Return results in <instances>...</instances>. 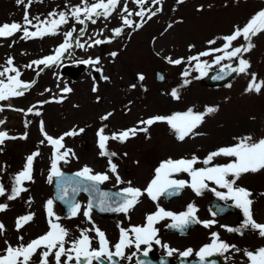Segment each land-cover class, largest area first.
<instances>
[{"label": "rangeland", "instance_id": "obj_1", "mask_svg": "<svg viewBox=\"0 0 264 264\" xmlns=\"http://www.w3.org/2000/svg\"><path fill=\"white\" fill-rule=\"evenodd\" d=\"M27 2L28 0H25V3ZM93 2L95 0H88L89 4ZM125 2L133 12L129 18L135 23L141 22L140 17L134 15L140 9L133 0H121V7L118 6L111 16L110 38H113V29L123 26L120 13ZM81 4L82 0H32L28 8L29 18L39 17L42 21L48 19L49 13L53 11L68 13L70 8ZM173 5L169 3L165 12L150 21L145 17L147 22L138 30L135 27H125L120 37L113 38L112 43L106 48L103 46L104 50L100 53L101 63L98 67L102 69V75L109 78L107 81L102 77L94 81L88 75L84 76L82 70L73 68L74 72L65 83L72 91L66 94L62 92L57 98L53 93L59 62L49 67L32 65L29 68L27 65L34 60L54 55L55 49L64 42V33L72 28L78 31L83 25L78 24L74 19H69L67 24L58 29L59 34L54 36L19 41L22 32H18L10 38H0L2 42L0 71L4 67H9L6 61L12 58L13 66L21 72V81L32 85L29 89H22L24 95L14 97L19 105L18 108L23 110L20 111V116L8 112L4 115V120L9 119L6 120L7 127L12 130L9 136L21 137L27 134L26 139L17 138L5 143L4 148L0 147V180L4 182L7 194L11 193L14 177L24 168L26 158L34 152H39L33 162L32 181H26L23 185L28 190L16 199L9 200V210L2 216L7 225L6 241L15 234H24L28 240L44 234V213L47 212V201L53 198L52 182H48V177L51 173L54 149L40 131L41 121L44 130L53 138H59L73 129L77 131L84 129L79 135L65 137L64 149L61 151L71 149L74 155H69L67 163L60 161L59 169L81 171L87 166L93 170V174L103 173L109 176L106 171L111 159L112 163L121 166L126 178L124 181L120 177L121 183L127 185L131 180L133 181L131 184L135 185L134 188L141 190L145 187L140 184L147 182L152 174V167L161 158L180 159L181 156L191 158L195 155L203 161L209 153L236 144V138L248 135L254 140L264 138V88L259 94L246 91L252 73L256 74L257 82L264 81V33L253 37L252 43L255 47L242 55V58L251 64L248 74H239L229 83L231 87L227 86L229 84L210 87L195 70L197 62H188L191 56L200 52L222 47L223 41L217 38L232 34L236 27H243L253 15L264 9V1L195 0L189 4L179 5L178 8ZM198 9L202 10L198 11ZM24 12V5L18 4L17 0H0V25L12 22L23 23ZM124 15L126 16L127 13ZM117 20L121 21L118 23ZM33 23L36 21L33 20ZM29 30L35 31L34 28ZM213 39H216V44L209 45L208 41ZM243 43L245 42L241 38L234 42V46ZM189 46L194 47L190 49ZM113 52L117 53L115 57L111 56ZM67 53L61 61L68 59ZM216 55L222 53L203 56L201 62L207 61L212 64L209 69L211 70L233 61L224 60L220 65H216L214 63ZM169 57L172 60L182 59L183 62L179 65L169 63L167 59ZM157 71L163 72L168 77V81L158 82L155 77ZM185 71L189 73L188 76L184 75ZM140 75L144 76L142 81L139 79ZM2 78L5 77H0ZM186 80L190 83L185 84ZM94 86L97 89L95 92H93ZM173 90H178L179 99L172 97ZM45 101L50 102L45 103ZM57 101L61 102L57 104ZM206 107H217L218 111L205 116L204 122L195 129V134L186 137L183 141L176 138V133L167 123L158 122L151 126L147 133L139 134L126 142L109 140L107 150L109 153H116L115 156L100 154L97 132L102 127L104 134L111 136L123 128L139 126L140 121L145 118L171 116L174 113L185 112L189 108L194 112L202 113ZM29 109L32 111L29 112ZM36 112L41 114L35 115ZM108 113L112 115L107 120H102L101 117ZM231 159L216 157L208 166L229 163ZM195 167L201 168L205 165L198 163ZM108 180L109 185L117 184L115 178ZM211 184L213 188L215 184ZM237 186L253 193L254 217L256 221L264 223V195H262L264 169L242 175L237 181ZM208 194L202 198L194 197L189 189L182 199L166 204L161 196L153 201L145 193L139 198L138 206L128 214L113 217L90 214V220L85 219L81 211L75 219L67 220L62 217L60 207H57L52 211L51 220L68 230L69 241L80 238L81 229L88 230L87 235L94 239L92 234L95 231L91 226L97 228L99 224L102 226L99 228H105L111 236L116 237V229L129 230L143 224L145 226V214L155 213L158 207L176 214L179 210L186 209L188 203H195L201 208V212H207L211 201V196ZM84 208H87L86 205ZM27 214H33V220L19 231L14 229L13 225H16L14 217ZM230 218L235 220L233 216ZM170 219L165 218L155 224L161 239L179 249L195 244L193 232L189 237H177L167 232L165 226ZM260 240L264 243V238H261L256 231L247 230L240 239L234 241L235 249L242 251L241 257H230L227 263H250L244 251L254 250L260 246ZM233 252L237 253L236 250Z\"/></svg>", "mask_w": 264, "mask_h": 264}, {"label": "snow or ice", "instance_id": "obj_2", "mask_svg": "<svg viewBox=\"0 0 264 264\" xmlns=\"http://www.w3.org/2000/svg\"><path fill=\"white\" fill-rule=\"evenodd\" d=\"M162 2L163 0H152V4L154 6L162 5ZM184 2L185 0H177V3L180 4ZM17 3L23 4L25 7L23 23L12 22L10 24L4 23L0 25V38H10L18 32H22L21 39L25 40L37 38L42 39L45 36H54L59 34L58 29L67 24L69 19H74L78 24L85 25V27L80 29V32L83 33L86 31V21H90L94 24L96 23V19H94V17H103L104 19H108V17L116 11L118 6H120L121 0H95V2L91 4L88 3V0H82V4L80 6L70 8L68 13L63 11L56 13L53 11L49 13V18L43 21H41L39 17H34L32 19L29 18L28 8L31 6L32 0H28L27 3H25V0H17ZM133 3H135L140 9L139 11H136L134 15L140 17L141 22L135 23L129 18L133 15V12L129 10L127 2H125L120 13L123 26L112 30L113 38L120 37L123 34L125 27H135L138 30L143 27V24L146 23L147 20H151L162 10L161 7H156L155 10H152V8L145 9L144 5L148 3V0H133ZM199 10L202 9H198V11ZM124 13H127V15L125 16ZM145 17H147V20ZM33 20H35L36 23H33ZM169 27H171V25H169ZM30 28H34L35 31H30ZM74 32H76V29L72 28L64 33V42L55 49L54 55L34 60L31 64L27 65V67L31 68L32 65H43L44 67H49L57 64L62 60L64 54L73 46V43L77 47L85 48V44L80 43V41L74 37ZM260 33H264V9H261L253 15L243 27H236L232 34L218 37L217 39H221L223 41L222 47L200 52L197 55L191 56L188 62L191 63L192 61H196L195 70L200 73V77L207 76L212 64L207 61L201 62V57L210 56L214 53H222V55L215 56L214 63L216 65H220L224 60H238V67H232L231 64H227L219 69L220 73L230 75L235 72L237 74L247 75L251 64L248 60L243 59L242 55L251 51L252 48L255 47L252 43V38ZM100 35H102V33H100ZM241 38L245 43L239 46H234V42L240 40ZM110 42L111 39H94L91 43L87 44V47H93ZM208 43L209 45L216 44V39L210 40ZM189 47L191 49L194 46ZM116 55L117 53L115 52L111 53L112 57H115ZM167 59L169 63L175 65H179L183 62L182 59L172 60L171 57ZM77 63L92 65L95 71L101 73L102 79L105 81L109 79L107 76L102 75L101 68L95 67L101 63L99 57L95 59L88 58L78 61ZM6 64L9 65V67H4L3 70L0 71V77H6L7 81L5 82V79H0V101H4L12 97L22 96L24 95L22 89L26 90L32 86L21 81V72L16 67L12 66V58H9L6 61ZM225 69H228V71L225 72ZM8 73H15V75H7ZM184 75L188 76L189 73L185 71ZM223 78L224 76L222 75L213 77V79ZM139 79L142 81L144 76L140 75ZM187 83H190V81L186 80L185 84ZM227 86L231 87L230 84ZM262 88H264V81L257 82L256 74L252 73L251 80L246 88V91L256 92L259 94ZM96 90L97 89L94 86L93 92ZM71 91L72 89L67 86H65L62 90L65 94L70 93ZM171 95L174 99H179V95L176 90H173ZM48 102L50 101H45V103ZM2 110L3 109H0V111ZM28 111L31 112L32 110L29 109ZM217 111V107H206L204 112L198 113L189 108L185 112L174 113L171 116H154L140 121V124L145 125V127H132L119 133H113L111 136L105 135L104 128L102 127L97 132L100 154L102 156L109 157L115 156L116 153H109L107 150V143L109 140H118L121 143L126 142L128 139L135 137L138 132L147 133L148 128L158 122L167 123L176 133V138L183 141L186 137L195 134V129L204 122L205 116L213 114ZM40 114L41 113L39 112L35 113V115ZM111 115L112 113H108L101 117V119L107 120ZM3 123H5V121H0V125ZM40 131L44 136V139L54 149L51 163V173L48 177V182L51 183L53 177H57L62 181V183L58 184L59 194L57 198L69 205L70 214L73 217L78 215L81 210V205L74 200L75 195L80 191L97 194V206L101 211H119L127 214L137 203H139V198L145 193L150 199L156 201L161 195H177L183 188L190 187L192 191L199 196L202 194L203 190L208 188L207 182H211L217 185L218 188L227 190L226 192H220L216 189H211L219 199L234 201L235 207L241 209L243 212V224L236 228L227 227V231L240 232L242 234V229H251L256 231L261 238H264V223H258L253 216L252 206L254 204V200L251 198L253 193L246 188L237 186V181L242 175L246 173H256L264 169V138L254 140L251 135L236 138V144L229 147H221L218 150L209 153L203 161H200L195 155L191 158H181L177 160L169 158L162 161L159 167L155 169L154 178L144 190L129 186L125 188L122 193L109 194L106 192L101 193L97 187L98 184H101L109 179L107 174H93V170L85 166L81 171L76 172L74 177L82 178V181L87 183H73L74 178H65L64 173H62L58 168V163L60 161L67 163L69 155L72 154L71 149L61 151V149H64L63 141L65 137L79 135L84 131L83 128L78 131L73 129L59 138H53L44 130V124L43 121H41ZM17 138L26 139L27 134L25 133V135L21 137H13L9 136L6 131H0V145H3L8 139ZM41 143H43V141H41ZM38 155L39 152L37 151L26 158L24 168L14 177V184L11 188L10 194H7L4 185L0 184V196L7 195L8 200H14L19 197L21 193L28 190L23 185L26 181H32L33 162ZM221 156L232 158L231 162L222 165H213L211 167L208 166L216 157ZM198 163H202L205 167H195ZM109 164L110 171L115 175L117 172V165L112 163L111 159H109ZM181 172L187 173L188 176L191 177L190 183L182 179L177 180L172 178L174 174H179ZM116 180L118 183L121 182L119 175H116ZM69 187L71 188L72 197H69L68 195ZM262 195H264V193H262ZM52 205L53 201L48 200L47 213L49 217L53 216ZM93 206L94 205L90 202L83 212V215L89 220L90 211ZM7 208V204H0V212L6 211ZM196 212L197 208L192 204L188 205L187 211L180 214H175L170 211H166L164 208L158 207V210L155 213L146 216L145 226H136L129 230L121 228L119 242L114 245L115 251L110 249L109 241L107 240L105 233L95 226H93V229L96 236L99 238L98 248H92V240L87 235L88 230L81 231L80 238L69 241L68 230L61 224L53 222L50 219L49 230L45 234L31 240L27 244L20 243L17 246H12L8 243V241H5L6 247L3 250V254L0 255V264H36L33 258L37 256V253H39L38 264H51L49 259L50 257L54 259L55 264H73V262H75V264H82V262L83 264H94V262L95 264H102L104 258L112 264L114 257L131 259V257H125V249L134 245L135 248L139 250L141 245H147L149 246L148 250H150V246L153 242L156 244L161 243V241L157 238L158 230L154 227V225L160 220L171 218L173 221L171 227L179 228L181 230L187 228L193 223H203L205 228L210 227L214 223V221H199L196 218ZM33 218V214L18 217L16 220V230L19 231L26 224L31 222ZM5 230V225L0 223V235H2ZM130 233L132 235H130ZM213 236L214 239L212 243L203 246L197 253L201 262L205 261L208 257L217 254L223 255L230 249L235 248L234 245H229L228 243L221 241L217 234L214 233ZM18 239L23 241V236H20ZM164 247L167 248V245H164ZM175 251V249L169 250L168 255L171 256ZM192 251V249H187L186 251L180 253V255L188 257ZM236 251L240 250L236 249ZM143 255L147 256L148 251H144ZM244 255L247 257L250 264H264V247L259 248L255 252L245 250Z\"/></svg>", "mask_w": 264, "mask_h": 264}, {"label": "flooded vegetation", "instance_id": "obj_3", "mask_svg": "<svg viewBox=\"0 0 264 264\" xmlns=\"http://www.w3.org/2000/svg\"><path fill=\"white\" fill-rule=\"evenodd\" d=\"M169 3H172L174 4L173 6H175L176 1L175 0H163L162 5L158 6L162 8L159 14L166 11L167 5ZM231 216L235 217V220L230 218ZM196 217L199 221H202V222L203 221H214V223L210 227H207V228L203 226V223H198L196 225L197 226L196 228L191 229V232L189 235H187V237H189L192 234V232L196 237L194 236V241H193L195 244L193 245L189 244L188 245L189 247L191 246L195 247L199 245H200L199 247H203L205 245L212 243L214 239V236H213L214 233L218 235L221 241H224L228 243L229 245H235L234 241H237L246 233V229H242V234L240 232H228L227 231V227L236 228V227H240L243 224L244 216L241 213L228 214V215L221 216V217L214 216L210 213L209 214L204 213V214H198L196 215ZM229 221H232V222H229ZM169 233L174 234L177 237H186V236L179 235L177 233H172V232H169ZM1 237L2 235H0V240H1ZM157 238L161 241L160 244H156L153 242L152 245L150 246V250H148L149 246L144 245L142 249H139L136 251L133 250L130 253L126 251L125 257H131V259H127V258L121 259L120 258V261L123 264H136L137 256L141 252L149 251L148 263H160L161 261H163L164 263H167V261H169L168 264H175V260L181 256L180 253L182 252H178L179 248L176 247L175 245L171 243H170L171 245L167 244V242L163 241L161 239V236H159L158 234H157ZM164 245H167V248H165ZM171 249H175L176 251L173 252L171 256H169L168 251ZM112 251H115V250H112ZM197 253H191L188 256V258L192 259L198 256ZM222 256L226 260L227 252H225Z\"/></svg>", "mask_w": 264, "mask_h": 264}, {"label": "water", "instance_id": "obj_4", "mask_svg": "<svg viewBox=\"0 0 264 264\" xmlns=\"http://www.w3.org/2000/svg\"><path fill=\"white\" fill-rule=\"evenodd\" d=\"M228 71V69H225V72H227ZM217 75H222V76H224V78L223 79H221V80H223L224 82H225V78H227L229 75H224V74H222V73H211V74H209L206 78H205V82L207 83V84H210V85H218L219 84V82H216V83H214V81L215 80H217V79H213V77L214 76H217ZM229 79H230V77H229ZM228 79V80H229ZM220 80V79H219ZM227 81V80H226ZM65 175V178H68V177H73L74 179H73V183H75V182H82V183H87V182H85V181H82V178H79V177H74V175H67V174H64ZM59 183H62V181L58 178V180L56 181V184H55V197L57 198L58 197V194H59V192H58V184ZM97 187H98V189H99V184L97 185ZM100 191V190H99ZM81 192V191H80ZM80 192H78L76 195H75V197H74V200L77 202V197H78V195L80 194ZM86 193H88V192H86ZM68 195H69V197H72V193H71V188L69 187V193H68ZM89 196H90V202L94 205L93 207L94 208H96V209H99L98 208V206H97V201H98V198H96V194L94 195V197H93V195H91V194H89ZM58 199V198H57ZM59 201H62V200H60V199H58ZM63 202V201H62ZM197 262V264H212V259H211V257H208V258H206V260L205 261H203V262H201L200 260H197L196 261Z\"/></svg>", "mask_w": 264, "mask_h": 264}]
</instances>
